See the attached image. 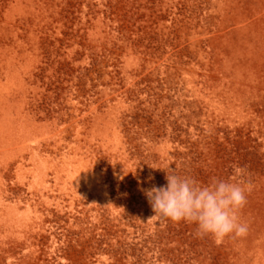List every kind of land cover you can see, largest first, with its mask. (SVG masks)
Segmentation results:
<instances>
[{
  "label": "rangeland",
  "instance_id": "rangeland-1",
  "mask_svg": "<svg viewBox=\"0 0 264 264\" xmlns=\"http://www.w3.org/2000/svg\"><path fill=\"white\" fill-rule=\"evenodd\" d=\"M236 167L246 236L150 219ZM0 264H264V0H0Z\"/></svg>",
  "mask_w": 264,
  "mask_h": 264
},
{
  "label": "clouds",
  "instance_id": "clouds-1",
  "mask_svg": "<svg viewBox=\"0 0 264 264\" xmlns=\"http://www.w3.org/2000/svg\"><path fill=\"white\" fill-rule=\"evenodd\" d=\"M164 171L166 184L142 189L154 212L150 219L193 224L197 237H211L217 243L247 235L248 225L240 221L239 212L247 204L246 193L252 185L243 180V169H234L239 180L214 177L207 185L174 170Z\"/></svg>",
  "mask_w": 264,
  "mask_h": 264
}]
</instances>
